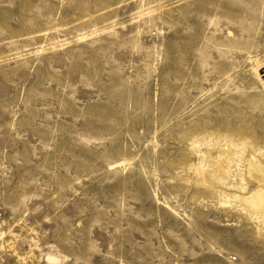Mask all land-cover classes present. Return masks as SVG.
<instances>
[{"label":"rangeland","instance_id":"1","mask_svg":"<svg viewBox=\"0 0 264 264\" xmlns=\"http://www.w3.org/2000/svg\"><path fill=\"white\" fill-rule=\"evenodd\" d=\"M248 150L264 0H0V264H264Z\"/></svg>","mask_w":264,"mask_h":264},{"label":"bare ground","instance_id":"2","mask_svg":"<svg viewBox=\"0 0 264 264\" xmlns=\"http://www.w3.org/2000/svg\"><path fill=\"white\" fill-rule=\"evenodd\" d=\"M250 151L248 150L243 156V168L240 175L241 180L246 181L247 190L245 193L244 190L242 193H237V195L233 197L240 201L237 207L240 212H243V215L251 220L261 222L264 225V158L258 157L253 151ZM235 154V151L230 150L224 161L219 163L220 165L217 169L220 168L222 172L218 173V176L214 175V177L218 179V182H223V180L230 175V169L236 167V165H233V162L236 163V159L232 158ZM206 157L211 156L209 154L203 155L201 161L203 162V160H206ZM204 176L205 175L201 173V178ZM221 194H223V192H221ZM223 195L225 198L228 196L227 194Z\"/></svg>","mask_w":264,"mask_h":264}]
</instances>
